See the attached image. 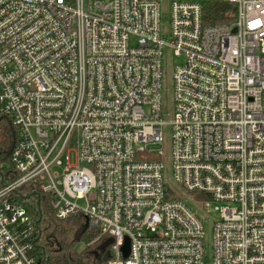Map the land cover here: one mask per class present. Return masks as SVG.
I'll return each instance as SVG.
<instances>
[{
    "label": "built area",
    "instance_id": "2783aa9c",
    "mask_svg": "<svg viewBox=\"0 0 264 264\" xmlns=\"http://www.w3.org/2000/svg\"><path fill=\"white\" fill-rule=\"evenodd\" d=\"M213 1L173 0L168 42L164 0H0V120L19 174L0 187V264L39 261L36 220L10 197L27 182L59 219L113 238L109 264H205L193 205L219 203L212 264H264V0H225L230 25L205 21Z\"/></svg>",
    "mask_w": 264,
    "mask_h": 264
},
{
    "label": "trees",
    "instance_id": "16d2710c",
    "mask_svg": "<svg viewBox=\"0 0 264 264\" xmlns=\"http://www.w3.org/2000/svg\"><path fill=\"white\" fill-rule=\"evenodd\" d=\"M204 9L205 21L209 24L235 22L236 5L233 2H207ZM16 134L9 118L0 120V187L19 178L10 165ZM10 197L26 203L36 220L38 235L33 253L39 257L38 264H109L108 259L102 257L100 245L104 240L95 241L99 231L89 227L84 229L86 218L81 214L59 219L51 206V195L42 191L38 184L24 183Z\"/></svg>",
    "mask_w": 264,
    "mask_h": 264
},
{
    "label": "rangeland",
    "instance_id": "374dc122",
    "mask_svg": "<svg viewBox=\"0 0 264 264\" xmlns=\"http://www.w3.org/2000/svg\"><path fill=\"white\" fill-rule=\"evenodd\" d=\"M173 0H164L162 6V36L168 41H171V28H170V10H171V2ZM179 57L173 55L172 50L170 47L166 46L163 49V63L164 68L169 69L172 64L177 62ZM172 96H173V87L171 84V78L166 76L163 81V88H162V100L165 108V112H168L172 105ZM165 133L169 136V129L165 128ZM155 149H161L163 152V160L165 161L166 168L169 167L170 163L168 161V155L170 154V139L166 137V141L164 146L161 147L160 145H155ZM223 206L225 203L214 204L211 206L210 209H200L197 206L193 205V209L203 217L204 219V244H205V264H212V241H213V222L219 217L220 212L215 209V206ZM107 249V248H106ZM100 255V254H99ZM103 255V256H102ZM100 255L104 259H108L112 256V251L105 250V252Z\"/></svg>",
    "mask_w": 264,
    "mask_h": 264
},
{
    "label": "water",
    "instance_id": "95a60500",
    "mask_svg": "<svg viewBox=\"0 0 264 264\" xmlns=\"http://www.w3.org/2000/svg\"><path fill=\"white\" fill-rule=\"evenodd\" d=\"M234 31H236V28L234 29ZM88 225H89V223H88V219H87V220H86V224H85L84 229H87V228H88ZM113 241H114L113 238H109V239H107L104 243H102V244L100 245L101 249H102L103 251H105L106 248H107L110 244H112ZM123 250H124V254H125V255H128V253H129V242H128V241H127V243L125 244Z\"/></svg>",
    "mask_w": 264,
    "mask_h": 264
}]
</instances>
